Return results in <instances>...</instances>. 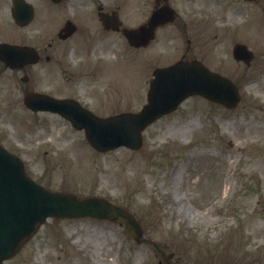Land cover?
Here are the masks:
<instances>
[{"label": "rangeland", "instance_id": "374dc122", "mask_svg": "<svg viewBox=\"0 0 264 264\" xmlns=\"http://www.w3.org/2000/svg\"><path fill=\"white\" fill-rule=\"evenodd\" d=\"M30 1L37 9L36 21L39 15L48 17L43 23L39 19V25L33 22L28 34L34 35L32 44L46 46L60 15L52 16L57 10L51 15L44 12L43 6L50 8L46 0ZM151 7V0L134 5L135 19L148 15ZM175 9L182 19L164 29L148 48H124V43L114 40L107 49L96 48L92 57L84 50L96 63L102 60L95 64L93 75L85 74L87 65L81 64L85 79L74 84L71 70L58 74L62 79L41 70L43 80L34 88L73 96L103 116L136 111L145 103L152 69L165 57L188 49L187 38V57L202 60L238 86L242 100L236 108L229 110L193 96L149 126L138 150L98 153L83 132L65 119L32 112L19 92L13 90L10 97L1 88L0 144L21 156L27 173L46 188L71 191L79 197L101 196L126 209L146 239L173 254V264H264V37L249 38L254 59L245 67L235 63L230 53L238 34L219 30L218 64L217 0H191ZM224 15L219 27L222 23L230 29L228 25L238 18ZM189 18L188 28L178 34L176 30ZM242 31L247 32L246 28ZM4 32L0 25V35ZM62 46H56L53 53H60ZM70 53L69 66L75 58L73 50ZM89 81L95 82L90 85ZM176 169L179 175L174 178ZM159 261L150 244H136L118 222L51 218L3 264Z\"/></svg>", "mask_w": 264, "mask_h": 264}, {"label": "water", "instance_id": "95a60500", "mask_svg": "<svg viewBox=\"0 0 264 264\" xmlns=\"http://www.w3.org/2000/svg\"><path fill=\"white\" fill-rule=\"evenodd\" d=\"M241 50L242 47H237L235 54ZM196 93L228 107L239 100L230 81L191 62L159 70L151 84L149 104L136 115L99 119L72 101L48 100L47 97L31 98L26 103L32 109L57 112L73 127L84 128L91 146L105 151L120 145L138 148L142 128L160 114L173 110L185 96ZM49 216L119 219L136 241L141 235L130 215L101 199L77 200L68 193L44 190L24 174L19 159L0 147V263L11 257Z\"/></svg>", "mask_w": 264, "mask_h": 264}, {"label": "flooded vegetation", "instance_id": "af4514ba", "mask_svg": "<svg viewBox=\"0 0 264 264\" xmlns=\"http://www.w3.org/2000/svg\"><path fill=\"white\" fill-rule=\"evenodd\" d=\"M145 0H83L76 7V0H59L57 3L58 12L60 14V21L57 27V33L60 32L62 36H66V38H57L56 40H51L48 44V47H43L38 50V61H44V67L46 69L52 68L51 75L58 79H62V76L59 77L58 74L70 72L68 69H65V61L68 57L64 56V53H55L51 54L49 51H52L54 45L61 46L65 43H69V41H73L71 43V48L75 55L73 60V64L75 65V74L70 72L73 78L72 80L78 79V81H83L85 79V75L83 72L79 70V66L81 64H85L90 60L88 58V54L84 50L87 51L89 48V55L96 48H105L107 49L110 45L113 44V41H121L122 44H127L125 34L127 29L138 27L144 24L149 18V14L160 6H170L175 10L176 5H180L182 3H189L191 0H151L152 8L150 9L148 15L138 16L137 22L134 16H137L138 13L134 10V5L137 6L138 3H143ZM11 3V0H0V10H5V6ZM218 3V15L216 18L217 24V51L219 58V21L224 19L225 13H228V16L233 15L234 17L240 19H236L235 29H239L242 25L243 28H246L247 32H244V36L251 35L254 32L264 30V0H217ZM137 8V7H136ZM81 10H86L85 13H88V16L83 15ZM67 11V12H66ZM176 12V11H175ZM68 13V14H67ZM67 14V15H65ZM99 14H104L106 17L105 22L103 23ZM227 16V15H226ZM177 20H181V17L176 12L174 23ZM68 21H72L73 25H69ZM137 22V23H135ZM191 22V18L187 20V23ZM183 23V26L180 30H176L178 33L185 32L186 28H188V24ZM173 25V24H171ZM168 26V25H167ZM7 29L9 28L7 25L5 26ZM180 27V26H176ZM18 29V30H16ZM30 24L25 26H17L14 23V26L9 31L11 39H8L7 42L15 45H30L31 33ZM70 29H74V32L70 33ZM166 29V27L159 28ZM56 33V34H57ZM87 39L90 44H84V40ZM81 41V42H80ZM85 45H88L87 47ZM90 45V46H89ZM118 45V44H117ZM187 51V50H186ZM50 54H48V53ZM71 54V53H70ZM69 54V56H70ZM181 58L185 59V54L180 55ZM47 64H49L47 66ZM54 67H57L54 70ZM10 72L11 75H15L16 72H31V66L25 65L21 69H12L5 66L2 62L0 63V77L4 74ZM94 73L93 69L89 70L88 74L92 75ZM69 78V80L71 79ZM29 78L26 77V81ZM91 82L92 85L94 82ZM88 81H85L84 84H87ZM2 85L1 87H3ZM91 87V86H90ZM89 87V88H90ZM32 89H24L22 94H27Z\"/></svg>", "mask_w": 264, "mask_h": 264}, {"label": "bare ground", "instance_id": "6f19581e", "mask_svg": "<svg viewBox=\"0 0 264 264\" xmlns=\"http://www.w3.org/2000/svg\"><path fill=\"white\" fill-rule=\"evenodd\" d=\"M177 174L179 175V172H178V173H177V172H175V173H174V175H173V177L175 178V177L177 176ZM177 195H178V194H175V195H174V198H176V199H177V198H178V197H177Z\"/></svg>", "mask_w": 264, "mask_h": 264}]
</instances>
